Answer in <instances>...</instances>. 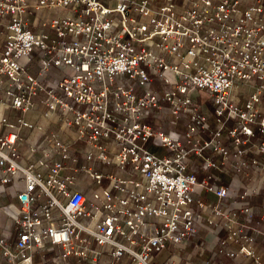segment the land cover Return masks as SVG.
Listing matches in <instances>:
<instances>
[{"label":"built area","instance_id":"obj_1","mask_svg":"<svg viewBox=\"0 0 264 264\" xmlns=\"http://www.w3.org/2000/svg\"><path fill=\"white\" fill-rule=\"evenodd\" d=\"M37 10L63 12L40 19ZM0 27V195L23 182L18 203L4 204L16 236L9 245L0 235L1 257L190 264L177 250L205 221L225 232L213 236L217 253L264 264L243 242L264 235L248 223L256 212L246 203L264 187V0H0ZM195 90L211 97L212 111L191 98ZM39 107L47 126L26 116ZM183 114V133L148 120L177 123ZM23 130L36 133L34 164L19 161ZM151 137L168 152L145 147ZM191 154L202 159L200 180L188 172ZM212 168L250 182H210ZM198 186L216 201L196 198ZM200 264H219L216 253Z\"/></svg>","mask_w":264,"mask_h":264},{"label":"crops","instance_id":"obj_2","mask_svg":"<svg viewBox=\"0 0 264 264\" xmlns=\"http://www.w3.org/2000/svg\"><path fill=\"white\" fill-rule=\"evenodd\" d=\"M47 12L51 14H57L63 12L62 10H47ZM132 14H134L132 12ZM46 31L51 34V31L49 29H46ZM2 35V30L0 27V37ZM51 37V36H50ZM38 70V57L37 55H34L32 61L29 64V71L33 74H35ZM61 74L60 71L56 68H51L49 71V74L52 76H57L56 74ZM157 85V83H155ZM28 119L35 123L42 124L44 126L48 125V121L41 115V107L37 110H32L26 114ZM186 115L183 114L182 118L179 122L176 123L177 127H180L182 129H176L169 125V122L164 121L163 117H149V122L153 125L155 128H163L166 131L173 130L179 133H183L185 131V125L184 122L186 120ZM175 125V124H174ZM207 136V135H203ZM36 138V133L34 131L29 130H23V139L18 142V148L20 150V164L27 165V164H34L37 155L34 153H31L29 151V143L33 141ZM222 140L226 141L227 137L225 135L222 136ZM150 146H152L154 149H158L161 151V154H158L154 152L152 149L148 148L151 152L163 155L166 154L168 151L161 150L164 147L155 144L154 141H151ZM185 146H188V144H185ZM83 143L80 141H77L73 144V148L79 152L82 150ZM204 156H208L213 158L216 163H220V156L214 152H212L209 149H206L204 151ZM229 162L234 160L233 155V149L230 151V155L228 158ZM202 159L199 157H196L195 155L191 154V164L188 168V172L193 173L196 175L197 179H201L203 177V173L201 171L200 165H201ZM212 178L209 180L210 182L219 184H248L250 181L249 179L242 174H234L231 172H223L220 171L218 168H212L210 169ZM118 174L125 175L123 172H118ZM90 180L84 179L83 177H80L79 180H77V187L79 189L84 190L89 195V186ZM23 187V182L21 179H16L13 181L12 185H10L7 189V191L3 192L0 195V235L4 238V241L6 244L12 245L15 241L16 236V224L11 220L8 211L5 209L4 204L8 202L18 203L16 198V192L20 190ZM195 197L200 198L202 201H204L206 204H209L211 202L216 201L215 195H213L210 192L205 191L202 187L198 186L196 187L195 191ZM247 204L251 205L255 209V215L251 221H248V223H253V225L258 226L261 229H264V187H262L258 192L252 193L249 195L246 201ZM241 202L235 203L236 207H239ZM201 215L205 217H209L210 214L204 210L199 211ZM221 220V219H217ZM258 222H257V221ZM250 232V231H249ZM218 233L221 236L225 235V232L222 230V228L216 226L213 223H207L205 221H199L198 223V233L189 241L184 242L181 244L179 249L177 250L178 253L183 254L186 259L189 261L190 264H200L203 259L208 258L212 252L216 253V260L219 264H254L252 259L246 256L238 255L234 258L226 257L223 254L217 253V250L219 248L216 240L213 238L214 234ZM245 244H247L253 252L260 257L262 261H264V235H257L256 239L252 242H248L247 240H243ZM239 245V243H233L231 246L233 248H236ZM1 253V251H0ZM168 252H164L162 255L163 258L167 256ZM0 264H9L7 259L0 256Z\"/></svg>","mask_w":264,"mask_h":264},{"label":"rangeland","instance_id":"obj_3","mask_svg":"<svg viewBox=\"0 0 264 264\" xmlns=\"http://www.w3.org/2000/svg\"><path fill=\"white\" fill-rule=\"evenodd\" d=\"M55 14H51V13L47 12L46 10H37L35 12V15L37 17H39L40 19H50ZM50 36L53 37V34L51 33ZM56 75L57 76H61V74H59V75L56 74ZM190 96H191V98L193 100H196V101L200 102L202 108H207L210 111H212V109H213L212 99H211V97L204 90H195V91H193L191 93ZM169 125L172 126L173 128H176V129H182L180 127H177L176 126V123H173V122H169ZM151 141L152 142L154 141L155 144H158V143H156L157 142V139L151 137V138H149L145 142V147L152 149L154 152H156L158 154H161V151H159L158 149H154L152 146H150ZM161 150H164L165 151L166 149L165 148L164 149L162 148ZM96 168H97V170H101V171H113L114 170V168L111 167V166H98ZM164 252H166V250H162V251H160L158 253H155L154 254V258H156V259H163L162 255L164 254ZM70 260H73V259L71 258ZM71 264H73V263H71Z\"/></svg>","mask_w":264,"mask_h":264}]
</instances>
